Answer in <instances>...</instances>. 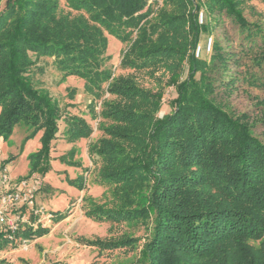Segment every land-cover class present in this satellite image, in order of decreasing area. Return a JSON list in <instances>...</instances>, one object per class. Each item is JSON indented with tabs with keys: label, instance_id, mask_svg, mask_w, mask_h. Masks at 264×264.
<instances>
[{
	"label": "trees",
	"instance_id": "1",
	"mask_svg": "<svg viewBox=\"0 0 264 264\" xmlns=\"http://www.w3.org/2000/svg\"><path fill=\"white\" fill-rule=\"evenodd\" d=\"M65 5L0 0V140L15 126L31 137L41 132V148L29 157V175L40 178L50 170L60 124L68 143L89 141L85 154L103 200L86 197L83 215L127 230L83 244L135 253L118 264H264V99L255 100L252 115L236 111L231 100L241 91H264V16L246 0ZM224 21L232 28L226 44L212 40L210 53L206 42L198 46L201 34ZM108 37L124 46L117 75L109 67ZM48 60L59 84L83 81L88 119L34 79L44 71L39 62ZM140 75L154 86L141 85ZM169 87L171 111L158 117ZM66 96L71 101L74 90ZM73 157L69 164L79 166ZM83 180L71 184L83 191ZM52 216L58 223L67 214ZM20 228L13 241L0 232V252L48 232ZM138 230L143 237L134 236Z\"/></svg>",
	"mask_w": 264,
	"mask_h": 264
},
{
	"label": "rangeland",
	"instance_id": "2",
	"mask_svg": "<svg viewBox=\"0 0 264 264\" xmlns=\"http://www.w3.org/2000/svg\"><path fill=\"white\" fill-rule=\"evenodd\" d=\"M65 1L61 0V5L66 9ZM246 3L253 6L257 12L264 16V0H246ZM245 15L249 20H253V18H250L252 15L246 10ZM230 32H232V28L228 22L224 21L210 35L201 34L198 46H204V42L208 38H211L213 41L215 39L222 40V44H226L223 37ZM123 50V45L108 37L107 54L110 58L109 67L116 75L119 73L117 68ZM206 52L210 53L211 48L209 51L206 50ZM42 63L44 71L37 73L34 79L42 81L51 94L63 102V105L68 104V102L74 103L75 107L70 109L71 113L73 111L88 119L87 106L90 97L83 91V81L69 78L59 84V76L52 68L50 60L46 63L40 61L39 66ZM128 73L130 72H121L123 75ZM138 81L144 87L154 86V81L144 75L138 76ZM71 90H74V97L70 101L66 95ZM163 94L158 117H162L171 111L172 106H170V102L175 98L174 89L171 87L165 88ZM256 99H264V91L248 90L245 93L241 91L235 93L231 100L232 106L236 111L253 113L255 111L254 103ZM98 111L99 106L95 109V112ZM91 123L95 131L96 122L92 121ZM63 128L64 126L60 124L56 139L51 143L50 170L42 178L36 175L41 181V190L37 194L36 201L39 206L44 208L46 213L38 217L40 222L36 221L33 229L40 226L46 228L48 232L42 237L30 240L26 247H23L21 243L8 244L0 252V264H118L127 263L134 258V252L124 250L99 251L95 247L83 244V242L95 239L104 240L117 237L127 229L123 225L110 229L108 224L94 223L84 217L82 209L84 199L92 197L93 199L102 201V189L94 185L93 174L95 170H93V166L85 154L89 141L68 143L64 137ZM254 132L260 135L263 131L260 126H257ZM30 133V130H26L21 126H15L12 134L6 141L0 140V160L6 162L11 183L30 177L29 157L40 150V137L42 134L38 132L31 137ZM95 134L98 136V133ZM72 151L74 152L73 155ZM71 156H74V162H79V166L75 167L69 164ZM80 177L84 178L83 191H79L76 186L71 184L73 180L77 182ZM58 212H65L67 217L58 223L53 222L51 218H47L48 214L53 215V213ZM33 219L34 217L32 216L31 221ZM134 236L143 237V232L138 230L134 233ZM20 241V239L16 240V242Z\"/></svg>",
	"mask_w": 264,
	"mask_h": 264
},
{
	"label": "built area",
	"instance_id": "3",
	"mask_svg": "<svg viewBox=\"0 0 264 264\" xmlns=\"http://www.w3.org/2000/svg\"><path fill=\"white\" fill-rule=\"evenodd\" d=\"M199 24L202 23V13L198 16ZM211 38L205 44L206 50H210ZM200 48L195 50V56L199 55ZM41 187L40 178L31 175L28 179H23L11 183L6 166L0 160V232L6 233L9 241L15 240V234L21 229V225L34 228L38 217L45 215L43 207L37 204L36 198ZM34 219L31 221V217ZM47 218H53L48 214ZM36 219V220H35ZM28 240H22L21 245L26 247Z\"/></svg>",
	"mask_w": 264,
	"mask_h": 264
},
{
	"label": "crops",
	"instance_id": "4",
	"mask_svg": "<svg viewBox=\"0 0 264 264\" xmlns=\"http://www.w3.org/2000/svg\"><path fill=\"white\" fill-rule=\"evenodd\" d=\"M7 168V167H6Z\"/></svg>",
	"mask_w": 264,
	"mask_h": 264
}]
</instances>
